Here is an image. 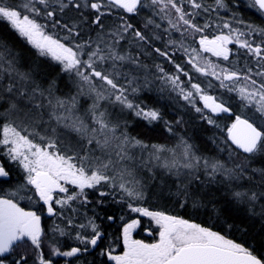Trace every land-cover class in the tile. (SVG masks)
Listing matches in <instances>:
<instances>
[{"label":"snow or ice","instance_id":"obj_1","mask_svg":"<svg viewBox=\"0 0 264 264\" xmlns=\"http://www.w3.org/2000/svg\"><path fill=\"white\" fill-rule=\"evenodd\" d=\"M0 264H264V0H0Z\"/></svg>","mask_w":264,"mask_h":264}]
</instances>
